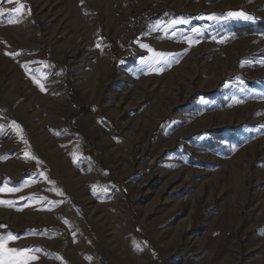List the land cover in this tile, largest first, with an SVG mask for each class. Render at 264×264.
Masks as SVG:
<instances>
[{
    "label": "rangeland",
    "instance_id": "obj_1",
    "mask_svg": "<svg viewBox=\"0 0 264 264\" xmlns=\"http://www.w3.org/2000/svg\"><path fill=\"white\" fill-rule=\"evenodd\" d=\"M260 21L264 0H0L6 247L28 264H264V34H231ZM67 71L105 170L66 128Z\"/></svg>",
    "mask_w": 264,
    "mask_h": 264
},
{
    "label": "trees",
    "instance_id": "obj_2",
    "mask_svg": "<svg viewBox=\"0 0 264 264\" xmlns=\"http://www.w3.org/2000/svg\"><path fill=\"white\" fill-rule=\"evenodd\" d=\"M249 33L264 34V21H260V22H256V23H248V24H233V26L231 28V34L233 36H244V35H247ZM101 39L105 43L109 44L110 49H111V56L113 57L114 62L116 63V61L118 59L116 58L114 44L112 43V41L110 39H108L107 37H104V35H101ZM44 53H45V57L50 59L47 55L48 49H45ZM54 68H55V70H58L59 67L57 66ZM64 87H65V93L67 95V98L69 99V101L71 102V104L73 105V108H74V111L71 112V114L69 115V117L67 119L66 128L68 129V131L71 134H78L79 136H81L84 139V142L91 149L90 157L92 159H94V161L101 167V169L105 170L106 168L102 164L101 160L94 153V148L92 146V143H90L88 141V139L86 138V136L84 134L78 133L74 127V123H73L74 120L80 114H84L86 112V105L83 101V98L79 94V92L73 88L72 81H71V74L68 71L65 73Z\"/></svg>",
    "mask_w": 264,
    "mask_h": 264
},
{
    "label": "snow or ice",
    "instance_id": "obj_3",
    "mask_svg": "<svg viewBox=\"0 0 264 264\" xmlns=\"http://www.w3.org/2000/svg\"><path fill=\"white\" fill-rule=\"evenodd\" d=\"M8 2H12V0H8ZM15 11L19 12L20 9L17 8ZM229 15L230 16L243 17L245 19L248 18L242 12H233V13H229ZM209 19H214V17H209ZM40 87H41V91H43L44 88H43L42 84L40 85ZM15 127L19 128V125H15ZM0 203H3V201H0ZM14 240H16V237L11 235V234H8L5 237H0V251L5 252L9 256V259L5 260V264H18V262L15 259H13L14 257H24L22 264H28V262L30 260H35L36 259L35 256H28L26 253H20V252H17L15 249L7 248L6 247L7 243L9 241H14Z\"/></svg>",
    "mask_w": 264,
    "mask_h": 264
},
{
    "label": "built area",
    "instance_id": "obj_4",
    "mask_svg": "<svg viewBox=\"0 0 264 264\" xmlns=\"http://www.w3.org/2000/svg\"><path fill=\"white\" fill-rule=\"evenodd\" d=\"M146 16H147V15H146ZM146 16H145V19L148 18V17H146ZM119 39H120L121 42L124 43V45H126V42H127L128 38H127V35H126L125 32L120 33V35H119Z\"/></svg>",
    "mask_w": 264,
    "mask_h": 264
}]
</instances>
